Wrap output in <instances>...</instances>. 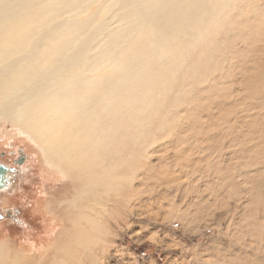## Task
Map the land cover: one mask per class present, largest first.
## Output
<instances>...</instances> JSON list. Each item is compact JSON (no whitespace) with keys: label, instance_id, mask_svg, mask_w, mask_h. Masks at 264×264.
Here are the masks:
<instances>
[{"label":"rangeland","instance_id":"374dc122","mask_svg":"<svg viewBox=\"0 0 264 264\" xmlns=\"http://www.w3.org/2000/svg\"><path fill=\"white\" fill-rule=\"evenodd\" d=\"M40 2L45 23L74 20L83 28V49L93 57L84 65L96 70L89 77L104 96L112 90L114 103L103 95L101 104L83 100L87 85L79 82L62 95L79 118L87 114L99 126L102 137L92 144L99 163L110 164L114 144L113 161L129 178L120 198L107 202L91 250L75 251L83 264H264V0H245L218 23L208 0H167L157 18L168 10L173 26L164 28L135 18L140 0H75L59 16L53 0ZM123 25L126 56L134 60L123 63L128 73L137 63L141 79L108 87L93 76L116 71L97 50L111 48ZM18 127L0 113V163L13 171L0 193V244L32 264H49L57 243L69 247L59 240L67 220L58 210L72 183Z\"/></svg>","mask_w":264,"mask_h":264},{"label":"bare ground","instance_id":"6f19581e","mask_svg":"<svg viewBox=\"0 0 264 264\" xmlns=\"http://www.w3.org/2000/svg\"><path fill=\"white\" fill-rule=\"evenodd\" d=\"M40 1L0 0V113L3 117L13 118L20 132L40 148L46 165L72 183V194H64V200L59 204L63 208L58 210L67 220V226L60 233L59 240L68 242L69 247L57 243L53 247L49 264H83V258L76 252L79 249L91 250V245L96 240L94 232L101 230L100 222L106 213L107 202H112L111 197L120 198L119 191L128 183L129 178L120 173L121 165L113 161L114 155L117 154V150L112 152L114 144L108 151L110 164H105V160L99 163L100 156L92 147V144L102 137V133L95 134L99 126L95 127L87 114L79 118L77 111L72 110V100L62 95L64 86L79 82L87 85L82 94L83 100L94 96L99 104L102 103L104 89L89 77L96 70L84 65L91 66L85 61L86 57L93 59L83 49L87 36L81 33L76 41L65 37L66 24H72L74 20L64 23L51 19L50 23H45L43 15L38 11ZM145 1L140 2L142 9L146 7L143 4ZM243 1L245 0H208L207 13L215 14L212 21L218 23L221 15L230 16ZM77 2H80L79 6H83L86 0ZM153 2L155 0H152ZM149 13L152 17L151 10ZM133 14L137 20L142 19L138 11ZM132 21L135 25V19ZM223 25L220 22V29ZM88 28L85 27L86 30ZM98 28L99 25L96 26V29ZM116 33L119 35V31ZM58 35H61L66 45H60V42L56 45ZM121 43L119 48L122 47ZM104 49L108 51L110 48ZM126 55L123 59L132 63V57ZM139 56L145 58L148 53ZM137 66L135 63L133 68L140 70ZM127 70L126 66L123 74H120L121 71L117 77L113 78L112 75L111 81L103 75V71L93 77L106 80L108 87H111L110 84L116 86L117 83H123L128 77L134 76V71L128 73ZM106 81L103 82L104 86ZM146 90L148 89L143 90V95L147 94ZM105 91L104 101L111 106L114 103L110 98L112 90ZM107 99H110L111 103H107ZM115 145L117 146L118 142H115ZM0 264L32 263L1 243Z\"/></svg>","mask_w":264,"mask_h":264},{"label":"water","instance_id":"95a60500","mask_svg":"<svg viewBox=\"0 0 264 264\" xmlns=\"http://www.w3.org/2000/svg\"><path fill=\"white\" fill-rule=\"evenodd\" d=\"M56 4H58L57 9L55 10L56 15H60V13L62 14L63 12H61V10L63 8H69L70 6L74 5L75 0L73 1V3L67 2L68 0H53ZM65 2V3H64ZM140 2H142V0H140ZM167 2V0H155L154 3H152V0H146L143 4L146 6L145 8H140L138 9V14L140 16H142L143 22H145V24L147 25H151L153 23V26L159 27V26H163V28L165 26L171 27V21L172 18H167L168 16V10L166 11L167 13H165L164 15H162L161 17L157 18V15L159 13H161L162 11H164L165 6L163 7L162 5H164ZM67 6V7H66ZM152 9V11H154V16L150 17V10ZM151 11V12H152ZM164 16V17H163ZM163 18V19H162ZM162 19V20H161ZM83 28L80 27V25L76 24V22H72V24H70V27L67 29L70 32V36H71V41H76L80 38V34ZM128 27H121V29L119 30V35L116 34H112V38L113 40L111 41V48L108 51H104V45L99 48V50L102 52V57H103V61L105 62V64H107L111 70L114 71L116 70L115 74L113 75L117 77V75L126 68L125 63H123V58L126 55V51H127V38H129L128 34ZM160 34H164L163 32ZM110 36V37H111ZM61 35H58L56 37L57 41H56V45L60 42L61 40ZM136 39L132 38L131 41V45L132 48L133 46L136 44ZM122 42V43H121ZM121 43V46H120ZM132 50V49H131ZM104 51V52H103ZM131 57L132 54H131ZM140 71L137 68H134V75H135V81L139 82L141 79L140 76ZM108 81H111V75L108 76ZM16 164L19 166L21 165V161L20 162H16ZM12 175H13V171L11 169V167L4 165L2 163H0V193L5 192L6 190H8L10 184H11V179H12Z\"/></svg>","mask_w":264,"mask_h":264},{"label":"trees","instance_id":"16d2710c","mask_svg":"<svg viewBox=\"0 0 264 264\" xmlns=\"http://www.w3.org/2000/svg\"><path fill=\"white\" fill-rule=\"evenodd\" d=\"M150 246V245H149ZM150 247H152V246H150ZM153 248V247H152Z\"/></svg>","mask_w":264,"mask_h":264}]
</instances>
